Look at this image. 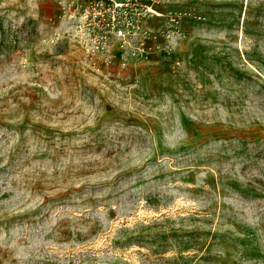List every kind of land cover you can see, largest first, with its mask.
<instances>
[{
	"label": "rangeland",
	"instance_id": "obj_1",
	"mask_svg": "<svg viewBox=\"0 0 264 264\" xmlns=\"http://www.w3.org/2000/svg\"><path fill=\"white\" fill-rule=\"evenodd\" d=\"M0 264H264V0H0Z\"/></svg>",
	"mask_w": 264,
	"mask_h": 264
},
{
	"label": "crops",
	"instance_id": "obj_2",
	"mask_svg": "<svg viewBox=\"0 0 264 264\" xmlns=\"http://www.w3.org/2000/svg\"><path fill=\"white\" fill-rule=\"evenodd\" d=\"M254 61V60H253ZM255 62V61H254Z\"/></svg>",
	"mask_w": 264,
	"mask_h": 264
}]
</instances>
